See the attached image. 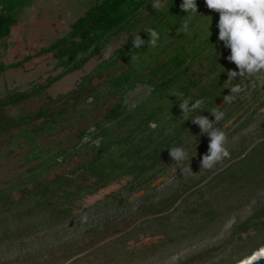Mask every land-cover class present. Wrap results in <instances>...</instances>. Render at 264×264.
<instances>
[{"label":"rangeland","instance_id":"rangeland-1","mask_svg":"<svg viewBox=\"0 0 264 264\" xmlns=\"http://www.w3.org/2000/svg\"><path fill=\"white\" fill-rule=\"evenodd\" d=\"M102 1L33 0L0 40V209L12 199L22 214L0 210V264H236L264 241L254 231L264 222V78L225 81L235 65L215 38L158 101L160 121L144 126L151 107L136 108L152 93L148 79H165L156 69L211 33L219 13L203 0L197 13L181 11V0H149L70 72L57 49H45ZM138 34L145 43L134 48ZM128 72L131 85H118ZM234 85L242 90L225 100ZM195 98L200 111L181 114L179 102ZM201 111L224 114L213 127L228 155L211 167H201L207 136L186 120ZM176 146L187 152L178 162L168 152ZM100 176L103 186L81 190ZM36 187L52 189L53 204L69 205L71 216L33 208Z\"/></svg>","mask_w":264,"mask_h":264},{"label":"trees","instance_id":"trees-1","mask_svg":"<svg viewBox=\"0 0 264 264\" xmlns=\"http://www.w3.org/2000/svg\"><path fill=\"white\" fill-rule=\"evenodd\" d=\"M149 0H103L101 3L95 5L91 8L84 16H81L77 19V21L73 24L72 30L68 35L59 39L57 42L53 43L51 46L46 48V51H52L57 49L56 56L59 59L58 64L64 67H70V72L76 69L81 68L87 60L94 56L96 53V49L101 46V43L104 39L108 38L110 35H113L121 30L131 22L132 19L138 15L140 10ZM33 0H0V40L7 37L13 25H15L18 21V14L21 10L29 5H31ZM204 3V2H203ZM198 4V0H196V5ZM178 6V4H177ZM166 13H163V15ZM191 25V24H190ZM191 27V26H190ZM188 29V27H187ZM205 34H203L204 36ZM198 37V35L194 36L193 46L188 47L186 49L178 50L176 53H173L169 56L168 61L166 62L164 67L157 70H163V75L166 76L165 79H157L153 80L152 78L148 79V83L152 85V93L147 97V99L136 108V110H141L145 108L146 104L151 107L150 113L148 115V119L144 121V126H148L150 123H156L160 121L158 117L163 115L164 108L157 106L158 101L163 98L164 92L171 88L175 84V82L185 73V69L187 65H189L192 61H196L202 56L203 52L208 50L209 47L215 42L218 37V28L216 27L211 33H207L205 37ZM216 38V39H215ZM198 41V42H197ZM195 42H197L195 44ZM195 45V46H194ZM44 51V50H43ZM224 60V59H223ZM218 63H222V61H218ZM131 73L128 72L125 75L119 77L116 83L120 86H123L125 83L128 85L130 82ZM160 77V76H159ZM189 86V84L184 85ZM187 87H181V90L186 91ZM208 95V92H205ZM183 94V93H181ZM158 96V97H157ZM177 96H179L177 94ZM157 97V99H156ZM159 98V99H158ZM195 98L194 100H196ZM178 99H173V101ZM203 101V100H202ZM153 102V103H152ZM203 103V102H202ZM121 104L115 105L109 115H116L117 112L121 109ZM199 109V108H198ZM195 110L193 112H199L200 110ZM190 113V112H189ZM193 118L190 116V119ZM189 119V117H188ZM17 122V120L13 121ZM11 123V122H10ZM160 123V122H159ZM146 128V127H145ZM149 129V128H148ZM159 127L156 126L158 130ZM145 132L147 129L144 130ZM175 132V130H172ZM107 134V131L105 132ZM115 142V141H114ZM109 146L112 148L113 143L109 142ZM115 146V145H114ZM109 149V148H107ZM94 164V163H93ZM102 163H99L100 165ZM96 165V164H94ZM99 166H95L98 168ZM252 168V167H251ZM257 169V168H256ZM258 171V170H257ZM257 175V173L255 174ZM260 172L258 171V176H260ZM245 177V176H244ZM245 178H241L244 180ZM106 178L100 176L99 180H97L94 184L90 186H84L81 190H87L93 192L97 187H101L106 183ZM36 187L35 192L37 193L36 202L33 205V208H38L40 204H49V211L54 210L55 214H57L56 218L59 220L67 219L71 216V209L69 205H59V203H54L51 201L54 193H51L52 189H44L39 191ZM65 194L61 195V199L71 200V192L69 195L65 191ZM80 190V189H79ZM4 192V191H2ZM77 194V193H76ZM2 193H0V201L2 199ZM59 198V197H58ZM12 199L9 200L5 206L0 209L4 211V209L8 208L7 212H12L15 209L14 213H11V216L21 217L22 214L18 213L19 203H12ZM10 204H13L12 208H9ZM69 204V202H66ZM60 206V207H59ZM33 210V209H32ZM31 210V211H32ZM53 216V215H50ZM235 227V226H234ZM237 226L235 227V229ZM17 228L14 229L15 232ZM254 231L255 234L264 231V222L259 221L258 223H254ZM249 236V237H253ZM2 239V232L0 231V240ZM264 245V241L260 244L259 248ZM258 247L253 248L245 257L250 256ZM244 257H241L236 261L239 262L243 260ZM182 263V262H181ZM179 263V264H181Z\"/></svg>","mask_w":264,"mask_h":264},{"label":"clouds","instance_id":"clouds-1","mask_svg":"<svg viewBox=\"0 0 264 264\" xmlns=\"http://www.w3.org/2000/svg\"><path fill=\"white\" fill-rule=\"evenodd\" d=\"M207 9L219 13L217 22L218 41L222 42L223 47L230 50V54L224 57L229 63L235 65V70L226 71L227 79L232 81L237 78L251 77L253 80L264 78V0H203ZM158 7V5H157ZM181 11L187 13H197L196 0H181L179 4ZM187 29V23L183 26ZM157 39V33L151 31L150 42L154 45ZM145 40L137 35L132 42V47L139 48ZM229 89L225 100L230 98L231 94L239 93L242 89L240 85H234ZM201 99L190 101L184 99L179 102L178 107L181 114L193 112L200 108ZM199 115L186 120H191L199 129L200 135H206L208 138L207 151L201 159V167H211L214 163L220 161L228 155L225 147L226 135L223 131L213 127V121H219L223 117V112H209L213 119L208 116ZM170 157L175 161H181L186 158L187 152L183 147L168 148ZM189 171L190 168L188 167ZM264 257V249L254 253L251 260H245L244 264H251L252 260Z\"/></svg>","mask_w":264,"mask_h":264},{"label":"bare ground","instance_id":"bare-ground-1","mask_svg":"<svg viewBox=\"0 0 264 264\" xmlns=\"http://www.w3.org/2000/svg\"><path fill=\"white\" fill-rule=\"evenodd\" d=\"M261 249H264V245H263L262 247H260L258 250H256L254 253L258 252V251L261 250ZM254 253H253V254H254ZM253 254H251L250 256L244 258L243 260L237 262L236 264H244V261H245V260H251V257H252ZM252 261H253V260H252Z\"/></svg>","mask_w":264,"mask_h":264},{"label":"water","instance_id":"water-1","mask_svg":"<svg viewBox=\"0 0 264 264\" xmlns=\"http://www.w3.org/2000/svg\"><path fill=\"white\" fill-rule=\"evenodd\" d=\"M251 264H264V257H260L257 260L251 261Z\"/></svg>","mask_w":264,"mask_h":264}]
</instances>
